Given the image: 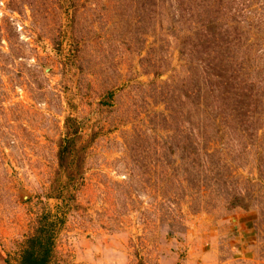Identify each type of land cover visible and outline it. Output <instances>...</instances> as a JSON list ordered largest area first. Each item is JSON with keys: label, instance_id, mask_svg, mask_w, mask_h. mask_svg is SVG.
Instances as JSON below:
<instances>
[{"label": "rangeland", "instance_id": "obj_1", "mask_svg": "<svg viewBox=\"0 0 264 264\" xmlns=\"http://www.w3.org/2000/svg\"><path fill=\"white\" fill-rule=\"evenodd\" d=\"M33 236L264 264V0H0V264Z\"/></svg>", "mask_w": 264, "mask_h": 264}, {"label": "trees", "instance_id": "obj_2", "mask_svg": "<svg viewBox=\"0 0 264 264\" xmlns=\"http://www.w3.org/2000/svg\"><path fill=\"white\" fill-rule=\"evenodd\" d=\"M65 153V148L63 147L58 151L57 158L58 162H60V168H62L61 161ZM50 245H52V239H40L35 236L31 237L26 243V249L21 253L20 264H49L50 257L48 256Z\"/></svg>", "mask_w": 264, "mask_h": 264}]
</instances>
